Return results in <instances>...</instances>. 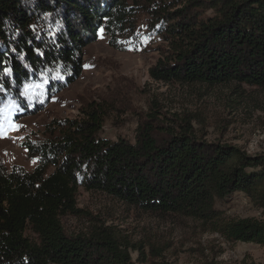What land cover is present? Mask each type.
<instances>
[{
    "label": "trees",
    "instance_id": "16d2710c",
    "mask_svg": "<svg viewBox=\"0 0 264 264\" xmlns=\"http://www.w3.org/2000/svg\"><path fill=\"white\" fill-rule=\"evenodd\" d=\"M147 1L148 27L166 42L163 61L150 70L155 79L264 87V0ZM131 9L129 0H0V104L25 109L24 85L41 81V72L48 95L71 84L99 28L111 47L126 46ZM57 73L62 79L52 80ZM81 112L24 143L36 159L31 171L0 161V264H130L127 245L108 227L65 232L61 216L81 213L79 187L143 212L195 219L229 243L264 246L263 219L225 217L216 207L242 193L264 210V153L205 141L188 120L151 113L138 121L133 142L111 140L100 136L103 107L88 103Z\"/></svg>",
    "mask_w": 264,
    "mask_h": 264
},
{
    "label": "rangeland",
    "instance_id": "374dc122",
    "mask_svg": "<svg viewBox=\"0 0 264 264\" xmlns=\"http://www.w3.org/2000/svg\"><path fill=\"white\" fill-rule=\"evenodd\" d=\"M164 1L180 7L186 0ZM129 3L134 31L126 46L111 47L99 28L97 38L84 47L83 69L71 84L50 95L47 84L25 89V109L11 101L0 104V161L7 169L19 166L31 171L36 159L28 156L24 143L44 139L46 125L53 120L82 117L88 103L106 110L103 138L133 142L138 121L151 113L188 120L205 141L234 145L247 154L264 153V87L235 81L210 85L155 79L150 70L163 61L166 42L148 27V1ZM37 83L43 81L30 86ZM76 207L81 213L61 216L65 232L78 235L88 233L92 225L108 227L127 245L130 264H264V246L229 243L189 217L143 212L82 187L76 192ZM216 207L225 217L264 220V210L242 193L217 201Z\"/></svg>",
    "mask_w": 264,
    "mask_h": 264
},
{
    "label": "snow or ice",
    "instance_id": "6c2138e0",
    "mask_svg": "<svg viewBox=\"0 0 264 264\" xmlns=\"http://www.w3.org/2000/svg\"><path fill=\"white\" fill-rule=\"evenodd\" d=\"M103 30H101L102 32ZM144 42H147V38H145V41ZM131 50V49H130ZM37 53H39V50H37ZM86 69L89 67V66H85ZM11 70L8 69V68H5L4 69V72L5 74H8ZM39 76H40V79L41 81H43V83H37V84H34V85H28V84H25L24 87L25 89H28L29 87H36V88H43L47 83H48V79L45 77V74L43 72L39 73ZM52 80H57V79H62V77H60L59 73L53 75L51 77ZM21 95H24V93H21Z\"/></svg>",
    "mask_w": 264,
    "mask_h": 264
}]
</instances>
